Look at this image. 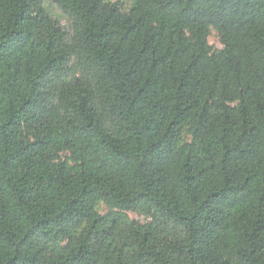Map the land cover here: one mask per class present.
<instances>
[{
	"label": "trees",
	"instance_id": "1",
	"mask_svg": "<svg viewBox=\"0 0 264 264\" xmlns=\"http://www.w3.org/2000/svg\"><path fill=\"white\" fill-rule=\"evenodd\" d=\"M42 1L0 0V264H264V0Z\"/></svg>",
	"mask_w": 264,
	"mask_h": 264
},
{
	"label": "rangeland",
	"instance_id": "2",
	"mask_svg": "<svg viewBox=\"0 0 264 264\" xmlns=\"http://www.w3.org/2000/svg\"><path fill=\"white\" fill-rule=\"evenodd\" d=\"M114 1H119L123 5L125 10H128L131 6V3H132L131 0H114ZM42 6L46 10L47 14L53 20H55L60 25V27H62L66 31L69 30L68 20L66 19V17L63 15L61 10L57 7V5L54 2L43 0ZM208 42H209L210 46L215 50L222 48V46L219 42L218 36H217L216 32L213 30H211V32H210ZM106 212H107L106 208L102 206L100 208V213L105 214ZM127 215L130 219L137 221V222H140V223H144L146 220L142 215H139L138 213L129 212V213H127Z\"/></svg>",
	"mask_w": 264,
	"mask_h": 264
}]
</instances>
